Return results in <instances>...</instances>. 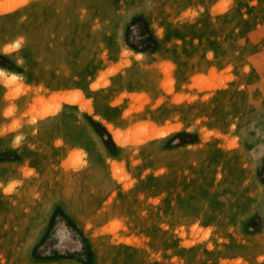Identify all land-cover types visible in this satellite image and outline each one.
Masks as SVG:
<instances>
[{"label":"rangeland","instance_id":"obj_1","mask_svg":"<svg viewBox=\"0 0 264 264\" xmlns=\"http://www.w3.org/2000/svg\"><path fill=\"white\" fill-rule=\"evenodd\" d=\"M0 2V264H264V0Z\"/></svg>","mask_w":264,"mask_h":264},{"label":"trees","instance_id":"obj_2","mask_svg":"<svg viewBox=\"0 0 264 264\" xmlns=\"http://www.w3.org/2000/svg\"><path fill=\"white\" fill-rule=\"evenodd\" d=\"M140 23L142 26L140 27L141 30H140V37H141V40L137 43V44H134V43H130L129 40H128V28L126 30V34H125V40H126V43L127 45L137 51V52H153L156 50L157 46H158V42L157 40L155 39L153 33L151 32L148 24L146 23V21L138 16V17H134L131 21V25H135V24H138ZM0 65L1 66H4V64L2 62H0ZM99 133V131H97ZM107 144V142H106ZM53 219L54 217L52 218V222H53Z\"/></svg>","mask_w":264,"mask_h":264},{"label":"bare ground","instance_id":"obj_3","mask_svg":"<svg viewBox=\"0 0 264 264\" xmlns=\"http://www.w3.org/2000/svg\"><path fill=\"white\" fill-rule=\"evenodd\" d=\"M12 10V7H9V8H6L4 3L0 2V11L3 12V13H7L9 11ZM138 56H141V54H138ZM0 75H4V74H0ZM13 74H11L10 76H8V79L12 80L11 77H12ZM63 102L65 103H69V104H78L79 107H80V110L81 111H85L86 113L90 114L91 113V109H90V105L89 103H86V102H83L81 100V97L80 96H77L76 98L74 97H71V96H67L66 98L63 99ZM107 129L110 131V132H113V128L112 126L110 125H106ZM113 135H114V139L116 141V143L118 145H121L122 144V141H121V138H120V133L118 131H114L113 132Z\"/></svg>","mask_w":264,"mask_h":264},{"label":"clouds","instance_id":"obj_4","mask_svg":"<svg viewBox=\"0 0 264 264\" xmlns=\"http://www.w3.org/2000/svg\"><path fill=\"white\" fill-rule=\"evenodd\" d=\"M24 38L20 37L17 38L16 41H14L11 44L6 45L4 48L0 49V55L8 56L10 55L13 51L19 50L22 46ZM22 64V61H17V66H20ZM6 72H9L8 69L0 67V74H4ZM12 80L17 79V74H13L11 77Z\"/></svg>","mask_w":264,"mask_h":264},{"label":"crops","instance_id":"obj_5","mask_svg":"<svg viewBox=\"0 0 264 264\" xmlns=\"http://www.w3.org/2000/svg\"><path fill=\"white\" fill-rule=\"evenodd\" d=\"M86 128V131L90 134V135H96L97 137V134L94 132V129L92 127L88 128L86 125H84Z\"/></svg>","mask_w":264,"mask_h":264}]
</instances>
